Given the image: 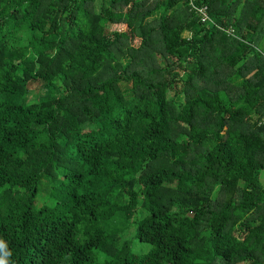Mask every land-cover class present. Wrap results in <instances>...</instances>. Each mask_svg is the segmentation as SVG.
Here are the masks:
<instances>
[{
  "label": "trees",
  "instance_id": "obj_1",
  "mask_svg": "<svg viewBox=\"0 0 264 264\" xmlns=\"http://www.w3.org/2000/svg\"><path fill=\"white\" fill-rule=\"evenodd\" d=\"M195 3L0 0V261L264 264V0Z\"/></svg>",
  "mask_w": 264,
  "mask_h": 264
},
{
  "label": "built area",
  "instance_id": "obj_2",
  "mask_svg": "<svg viewBox=\"0 0 264 264\" xmlns=\"http://www.w3.org/2000/svg\"><path fill=\"white\" fill-rule=\"evenodd\" d=\"M190 11H192L197 17H199V20L201 23L206 25H212L216 26L219 30H222L226 34V36L231 38H236L234 29L232 27L223 28L215 23V21L212 19V17L209 15L208 9L206 6H200L195 3V0H188Z\"/></svg>",
  "mask_w": 264,
  "mask_h": 264
},
{
  "label": "rangeland",
  "instance_id": "obj_3",
  "mask_svg": "<svg viewBox=\"0 0 264 264\" xmlns=\"http://www.w3.org/2000/svg\"><path fill=\"white\" fill-rule=\"evenodd\" d=\"M256 47H257V50L264 55V43L261 45H257ZM259 182H260V185L262 186V188H264V171L260 172V174H259ZM133 234H134V231H133V229H131V230H128L125 234H123L122 237L124 240H131L130 245H131L132 250L134 252H138V251L145 252L149 248V246L147 244L139 242L136 239H133V236H134Z\"/></svg>",
  "mask_w": 264,
  "mask_h": 264
},
{
  "label": "clouds",
  "instance_id": "obj_4",
  "mask_svg": "<svg viewBox=\"0 0 264 264\" xmlns=\"http://www.w3.org/2000/svg\"><path fill=\"white\" fill-rule=\"evenodd\" d=\"M0 264H6V262H4V261H0Z\"/></svg>",
  "mask_w": 264,
  "mask_h": 264
}]
</instances>
